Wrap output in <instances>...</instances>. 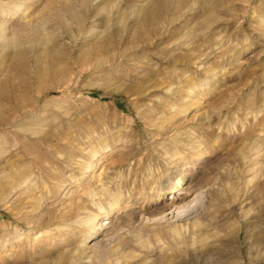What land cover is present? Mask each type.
Returning <instances> with one entry per match:
<instances>
[{
	"label": "rangeland",
	"instance_id": "obj_1",
	"mask_svg": "<svg viewBox=\"0 0 264 264\" xmlns=\"http://www.w3.org/2000/svg\"><path fill=\"white\" fill-rule=\"evenodd\" d=\"M0 264H264V0H0Z\"/></svg>",
	"mask_w": 264,
	"mask_h": 264
},
{
	"label": "bare ground",
	"instance_id": "obj_2",
	"mask_svg": "<svg viewBox=\"0 0 264 264\" xmlns=\"http://www.w3.org/2000/svg\"><path fill=\"white\" fill-rule=\"evenodd\" d=\"M185 195L188 197V195H189V193L186 191L185 192ZM194 199H200L199 197H195ZM194 199L193 200H190V201H188L187 203H185V204H183V205H179V206H177V208L178 209H182V208H184V207H186V208H188V207H190L189 205H190V203L191 202H193L194 201ZM118 201H119V195H116V196H114L113 197V201L111 202V205L112 204H114V205H118ZM186 202V201H185ZM174 204V202H172V204L170 205V207L172 206ZM175 206V205H174ZM180 211V210H179ZM183 211H184V209H183ZM182 211V212H183ZM181 211H180V213H182ZM179 213V212H178ZM94 215L93 214H90L89 216H88V218H87V221L90 223V224H93V220H94Z\"/></svg>",
	"mask_w": 264,
	"mask_h": 264
}]
</instances>
